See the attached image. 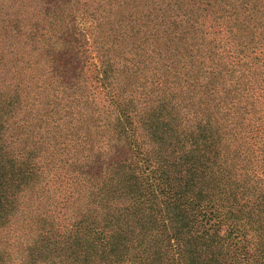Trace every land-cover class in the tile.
Here are the masks:
<instances>
[{
  "label": "trees",
  "instance_id": "16d2710c",
  "mask_svg": "<svg viewBox=\"0 0 264 264\" xmlns=\"http://www.w3.org/2000/svg\"><path fill=\"white\" fill-rule=\"evenodd\" d=\"M0 264H264V0H0Z\"/></svg>",
  "mask_w": 264,
  "mask_h": 264
}]
</instances>
